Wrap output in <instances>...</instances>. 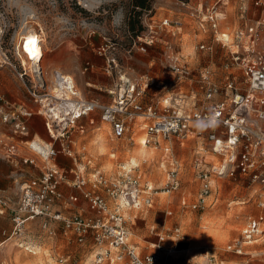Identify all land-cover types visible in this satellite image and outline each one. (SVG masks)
Masks as SVG:
<instances>
[{"label": "rangeland", "instance_id": "obj_1", "mask_svg": "<svg viewBox=\"0 0 264 264\" xmlns=\"http://www.w3.org/2000/svg\"><path fill=\"white\" fill-rule=\"evenodd\" d=\"M240 1L247 12L253 10V0H229L223 8L232 17L231 21ZM216 2L152 0L150 10L141 11L132 7L131 0H0L1 45L4 50L11 51L13 44L25 37L29 30H34L33 33L42 39L40 66L49 92L53 90L54 71H60L73 78L81 99L96 94L110 102L111 97L104 90L123 77L138 85L147 84L144 101L155 105L158 102L162 105L160 98L176 89L174 75L165 68L164 54L171 48L189 63L192 70L191 85L189 89L183 88L184 93L189 95L193 90L196 101L201 103L203 97L196 88L200 85L197 82L199 73L210 67L216 80H220L229 47L213 42L209 26L198 25L189 13L199 10V4L204 12ZM165 19L171 25L160 27V22ZM176 22L180 25L176 26ZM150 23L154 25V38L143 39L149 35L147 26ZM227 24L231 25L228 21ZM138 38H141L140 43ZM203 43L214 45L216 50L212 56L199 50L198 46ZM102 47H107L106 55L116 60L117 66L111 74L106 73L104 56L99 53ZM91 56L102 59L101 69L97 71V77L107 84L102 91L84 83L90 72L82 71ZM8 57L11 58V53ZM0 72L1 86L13 100L28 102L41 111L39 104L33 103L25 87L7 66ZM99 126L95 122L86 127L83 136L75 134L80 140H75V153L71 159L75 158L78 168L91 172L96 167L106 176L115 178L120 173V166L127 170L137 166L157 190L163 189L169 171L178 173L179 188L169 193L159 191L152 208L145 214L137 212L135 224H127L128 242L140 255L158 252L164 264H264V223L254 242L246 246L248 255L225 252L226 244L240 238L249 220L258 216L264 219V206L260 205L264 202V189L250 183L246 177L218 178L208 174L210 194L203 208L192 209L202 185L200 173L210 171L207 163L212 159L199 151V145L194 146L189 140L180 148L173 143L171 151L166 153L162 149L164 142L160 141L156 148L148 146L154 152L153 157L135 158L132 163L131 157L138 151L140 140L145 139V131L135 129L121 140H111L109 126ZM41 137V140H49L44 131ZM90 137L91 143L85 149L86 158L81 146L82 141ZM40 138L36 136L35 140L41 142ZM58 156L59 161L71 163L69 157ZM205 157L206 160H202ZM196 160L204 161L203 167L196 168ZM8 174L10 177H6ZM20 174V167L0 160V195L8 200L6 207H0V264H108L95 261L91 241L78 244L63 235L60 228H54V235H49L41 228L38 219L28 221L19 237H11L12 205L29 178ZM167 211L171 214L167 215ZM175 229L178 233L174 232ZM159 236L163 237L160 242ZM157 245L161 248L158 249ZM60 259L64 261L59 263Z\"/></svg>", "mask_w": 264, "mask_h": 264}, {"label": "built area", "instance_id": "obj_2", "mask_svg": "<svg viewBox=\"0 0 264 264\" xmlns=\"http://www.w3.org/2000/svg\"><path fill=\"white\" fill-rule=\"evenodd\" d=\"M254 6L261 8L260 17L252 24L238 28L230 40L220 33L216 5L201 10H192L189 15L202 26L206 22L212 33L213 42L229 47L227 62L222 65V77L216 80L214 70L203 69L199 84L206 100L218 97L207 108L181 112L170 97L161 109L144 107L139 103L143 91L128 78L119 77L115 81L111 103L102 105L95 101L81 99L74 83L59 71L53 74V90L43 78L38 60L32 59L25 50V39L13 44L11 51L1 45L3 30L0 29V69L9 67L17 79L26 85L34 103H38L44 118L46 131L52 144L39 150L44 166L39 175L26 181L19 199L12 210L13 228L11 237H19L28 221L40 220L41 228L49 235L54 230L53 223L60 224L65 234L74 236L76 243L84 244L91 237L94 257L97 263L108 264H164L158 252L140 255L128 244V231L123 216L124 207L142 208L153 204L158 193L176 191L180 180L176 170L167 173L166 183L161 190L153 188L143 179L139 171L122 169L115 178L95 172L91 178L78 169L63 171L50 162L59 154L72 157V133L79 119L93 111L100 112V119L111 126L114 139H122L126 132L124 119L141 116L148 121L145 127L144 144L156 147L160 140L182 145L191 139H203L204 151L209 152L215 162L210 171L200 173L202 182L200 193L192 209L203 208L210 194L208 174L217 177H246L252 184L264 189V0H253ZM168 20L160 22V27H169ZM180 25L179 22L175 23ZM154 25L150 23L147 39L153 38ZM180 27V26H179ZM35 43L42 48V39L35 34ZM141 42V38H138ZM107 48V47H106ZM106 48L99 50L106 62V73L111 74L117 66L114 57L106 55ZM199 50L211 53L213 44H200ZM228 48V49H229ZM165 54V68L175 77L178 85L192 79V70L185 60L168 49ZM11 53V58L8 57ZM13 57V60H11ZM62 85V86H61ZM32 116L26 106L12 103L0 91V124L10 128L14 135H28L27 122ZM170 147L165 150L168 151ZM0 152L8 159H16L18 150L10 138L0 134ZM23 164L34 165V159L22 158ZM199 164V162H197ZM197 165V164H196ZM77 194L65 197L60 187L68 184ZM160 191V192H159ZM82 199L87 203L90 215L73 213L65 216L56 209L60 203L65 207ZM108 200L112 202L109 204ZM7 200L0 197V205L7 206ZM264 206V202L260 203ZM263 216L249 220L240 238L225 248L235 254H242L246 243L254 241L261 233ZM178 233V229L174 230ZM163 237L159 236V242ZM160 249V245H157ZM64 260L60 259L59 263Z\"/></svg>", "mask_w": 264, "mask_h": 264}, {"label": "crops", "instance_id": "obj_3", "mask_svg": "<svg viewBox=\"0 0 264 264\" xmlns=\"http://www.w3.org/2000/svg\"><path fill=\"white\" fill-rule=\"evenodd\" d=\"M228 3H229V0H217V2L214 5H217V8H218L217 10L220 9V11H221V12L218 11V13L220 14L219 17L221 18L220 21H219V25H218L219 31H220V33L226 34V36L231 40L233 38L234 32L238 28L243 27L245 25L252 24L255 20H257L260 17L261 10L258 11L257 8L259 9V7L254 6L253 7V10L251 12H247L248 10H246L245 5L242 4V2L240 1L239 5H238V7L236 9V13L233 16L234 18L231 21V18L232 17H230L228 15V13L226 12V8H223V7H226L228 5ZM198 8H199V10L202 9L201 8V4L198 5ZM206 9H207V7H206ZM227 21L231 24L230 26L227 24ZM203 24L208 25L206 22H204ZM215 50L216 49H215V47L213 45V51L210 53V56H212L215 53ZM229 50H230V48H229ZM227 53H228V49H227ZM165 54H167V53H165ZM42 57H43V53H42ZM42 57H41V60H40V64H41V61H42ZM89 60H90L89 63H86V65H85V67H84V69L82 71V73H85L88 70L90 72V76L87 77V79L84 81V83L86 85L94 86L99 91H102L103 87H106L107 86V84H105L101 79H99L97 77V71L99 69H101L102 59H99V58H97L95 56H91ZM186 63L189 65L188 62H186ZM206 68L211 69L210 67H205L204 69H206ZM10 70H11V72H13L12 69H10ZM211 70H213V69H211ZM1 73L2 72H0V74ZM200 73H199V75H200ZM62 74L65 75V76L67 75V74H64V73H62ZM67 77H71V76L70 75H67ZM187 81H189V82H184V84L181 83L179 85L177 83H175L174 87L176 89L174 87H172V90L175 89L173 92H171V93L167 92V93H165L160 98L161 101H162L161 102L162 105H160L159 102L156 105L154 103H151V102L150 103H146L144 101V97H145V89L147 87V84H145V85H138L136 83L138 85V87H140V89L143 91V94H142V96L139 99V103L141 105H143L144 107H152L154 109H161L164 105H166L169 102L167 100L170 97H173L174 99H176L173 103H175V105L178 104V105H176V107L181 112H189V111H192V110H198V109L207 108V107H209L210 105H212L213 103H215L218 100V97L217 96L214 97L212 100H206L205 97H204V92L201 89V86L200 85H197L196 86L197 91H200L201 92V95L202 96L201 95L200 96L203 97V98H202V102L201 103H200L199 100L196 101V96L193 93V90H192V92L189 95L186 94V93H184V89L183 88L188 87V89H189V87L191 85L192 79L187 80ZM21 84L25 87V90L27 91L26 85H24L22 82H21ZM114 84H112L111 86L108 85V86H110V88L104 90V92H106L111 97L110 102L107 101L106 99H104L102 96L96 95V94L93 95V96H89L88 97L89 99H85V100L95 101L96 103H99V104H102V105H107V104L111 103L112 100H113V98H114V95H113ZM1 85L2 84L0 83V91L6 95V97L8 98L9 101H11L12 103H15V104H19V105L26 106L30 111H32V116L29 118V120L27 122L28 135H26V136L14 135V134L11 133L10 128L4 127V126H2L0 124V134H3L4 136H6V137L10 138L11 140H13V142L15 143V145L17 147V150H18L17 160L16 159H8L4 155H2L1 152H0V160L4 161L6 163H9L10 165L20 167V170H21V174L20 175L23 176V177H29L28 178V180H29V179L35 178V176L39 175L40 170H42V167L44 166V162H43V159L40 157L39 150H41V149L43 150V149H46L47 147H49L52 144V141H51V139H50V137H49V135H48V133L46 131L45 123H44V118L41 116L40 111L38 110V108L32 106L28 102H18L16 100H13L12 99V95H9L10 93H8L6 90H4ZM164 88H166V86ZM79 95H80V93H79ZM197 102H198V104H197ZM95 122H97L98 124H100V126L98 128H101L102 125L109 126L111 140H121V139H114L113 138L112 131H111V126L109 124H107V123H104L100 119V112L98 110H95L89 116L83 117V118H81V119L78 120L77 126L73 130V133H72L71 149H72L73 153H75L74 152V146L76 145V141L75 140H77V139L80 140V138H76L75 134L79 133L80 136H83L84 133L86 134V130H87L86 127H90ZM124 122L126 123V132H125L124 137L126 136V134L128 132L129 133H133L135 129H140V130L142 129V130L145 131V127H146V125L148 123V121L146 119H144L143 117H141V116L134 117L133 119H124ZM43 131L47 133V135L49 137V140L48 141L47 140H41V138H42L41 137V133ZM36 136L39 137V138L41 137L40 138L41 142L35 140V137ZM91 139H92V137L86 139L85 142L82 141L83 146H81V150H82L81 152H84L85 151L83 153V155L86 158L88 156L87 153H86V150H85L86 149V145L89 144V143H91L90 142ZM160 141L161 142H164V146L162 147V149L166 153L170 152L171 149H172V144L173 143H176V142H173V143L168 144L165 141H162V140H160ZM160 141H159L158 145H160ZM190 141H193L194 146L195 145H199V147H198L199 151H201V152H203V153L208 154V155L211 156L212 159H210V161L207 163L208 166L216 161L215 158L209 152L204 151V149L206 148V142L203 139H191ZM176 144L180 148H182L184 146V144H182V145H179L178 143H176ZM95 146L96 145H94L93 148H95ZM146 146L148 147V145H146ZM106 147H109V145L106 146ZM149 147H152V146H149ZM156 147H153V148H156ZM167 147H170V149L168 151L165 150ZM58 157L56 159L52 160L50 162V164L57 166L58 168L62 169L63 171H71V170H74V169H78L79 171L83 172V174L86 175V177H88V178H91L92 175L95 172H101L102 174H104L103 171L97 170L96 167L91 172L85 171L84 168H78L76 166V164H75L76 163L75 162V158H73V159L70 158L71 159V161H70L71 163H65L63 161H59V158ZM22 158L34 159V165L23 164L21 162V159ZM87 160H88V163L91 162V159L90 158H88ZM202 160H206V157L204 159H202ZM197 162H199V164ZM201 162H203V163H201ZM70 164L72 166H70ZM201 164H205L204 161H201V160H199V161L196 160L195 161V167L196 168L201 167L202 166ZM134 168L137 169L138 167L137 166H134V167H132V168H130L128 170H132ZM23 169H27V170H23ZM122 169H125L124 166H120V173L122 172ZM125 170H127V169H125ZM139 173L142 175V173L140 171H139ZM6 177H10V175L8 174V175H6ZM107 177H109V176H107ZM142 177H143V179L149 181L143 175H142ZM110 178H112V177H110ZM218 178H229V177H218ZM230 178H234V177H230ZM150 184H151V182H150ZM210 188H211V182H210ZM60 191L62 192V194L65 197H67V196H69L71 194H77L73 189L70 188L69 182H68V184L62 185L60 187ZM20 192H21V190H20ZM19 196H20V193H19V195L17 196V199L15 200V202L12 205L11 213H12V210L15 208V205H16L18 199H19ZM156 196H154L152 206L155 203ZM0 197H3V196L0 195ZM108 202H109L110 205H112V202L110 200H108ZM7 204H8V202H7ZM152 206H150V207H142V208H132V207H124L123 208V211L122 212H123V216L125 218V228L128 231V238H129V230H128V225L127 224L129 223L130 225H134L135 224V219H136V213L137 212H139V213H143L144 212V214H145L149 209L152 208ZM0 207H3V206L0 205ZM56 209L59 210V211H61L65 216L72 215L73 213H79V214H83V215H90V213L88 211V208H87V203L84 200H82V199H80L78 203L69 205L68 207H65L64 205H62L60 203L58 206H56ZM166 213H167V215H170L171 214L170 211H167ZM263 223L261 224V227L263 226ZM51 227L54 230V232H53L52 235H54L56 228H60L61 231H62V233H63V235L69 237V239L75 240V238H74L73 235H71L69 233L68 234H65L63 232V229H62V227H61L60 224L53 223L51 225ZM9 239H10V237L7 240H9ZM86 241H91V243H92L91 237H88ZM252 242H254V241H251V242L246 243L244 245V247H243L242 254H236V255H248L247 252H245V248H246V246H249V244H251ZM128 244L130 246L134 247L129 242H128ZM228 244L229 243H227L226 246ZM92 245H93V243H92ZM92 247H94V245ZM134 248L136 250V247H134ZM225 252L229 253L230 251H227L226 248H225ZM230 253H233V252H230Z\"/></svg>", "mask_w": 264, "mask_h": 264}, {"label": "bare ground", "instance_id": "obj_4", "mask_svg": "<svg viewBox=\"0 0 264 264\" xmlns=\"http://www.w3.org/2000/svg\"><path fill=\"white\" fill-rule=\"evenodd\" d=\"M34 30H29L27 35L24 37L25 39V50L27 51V53H29L30 57L32 59L38 60V62L40 63V59H41V55H42V49L39 45H37L35 43V34L33 33ZM67 80L71 81L74 83L73 78L71 77H67ZM62 86V85H61ZM144 139H141L139 142V148L138 151L136 152L135 156L131 157V162L135 163L134 159L135 158H141L143 156H148V157H153L154 156V152H152L146 145H144Z\"/></svg>", "mask_w": 264, "mask_h": 264}, {"label": "trees", "instance_id": "obj_5", "mask_svg": "<svg viewBox=\"0 0 264 264\" xmlns=\"http://www.w3.org/2000/svg\"><path fill=\"white\" fill-rule=\"evenodd\" d=\"M151 1L152 0H131V3L134 9H140L141 11H143V10H150Z\"/></svg>", "mask_w": 264, "mask_h": 264}]
</instances>
